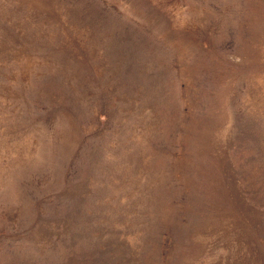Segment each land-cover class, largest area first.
I'll use <instances>...</instances> for the list:
<instances>
[{"label":"rangeland","instance_id":"374dc122","mask_svg":"<svg viewBox=\"0 0 264 264\" xmlns=\"http://www.w3.org/2000/svg\"><path fill=\"white\" fill-rule=\"evenodd\" d=\"M0 264H264V0H0Z\"/></svg>","mask_w":264,"mask_h":264}]
</instances>
